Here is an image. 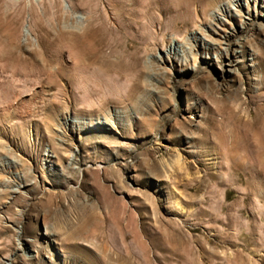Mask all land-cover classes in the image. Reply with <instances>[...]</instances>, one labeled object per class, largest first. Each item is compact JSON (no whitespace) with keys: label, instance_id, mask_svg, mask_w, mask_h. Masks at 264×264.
Instances as JSON below:
<instances>
[{"label":"rangeland","instance_id":"374dc122","mask_svg":"<svg viewBox=\"0 0 264 264\" xmlns=\"http://www.w3.org/2000/svg\"><path fill=\"white\" fill-rule=\"evenodd\" d=\"M145 1L0 0V264H264V3Z\"/></svg>","mask_w":264,"mask_h":264},{"label":"bare ground","instance_id":"6f19581e","mask_svg":"<svg viewBox=\"0 0 264 264\" xmlns=\"http://www.w3.org/2000/svg\"><path fill=\"white\" fill-rule=\"evenodd\" d=\"M147 1V0H146ZM145 1V2H146ZM233 1H235V0H230V2H233ZM262 2L264 3V0H262ZM144 5H145V3H144ZM147 8V7H146ZM228 8H230V5L228 6ZM227 9V8H226ZM25 32V31H24ZM25 33H27V31L25 32Z\"/></svg>","mask_w":264,"mask_h":264}]
</instances>
